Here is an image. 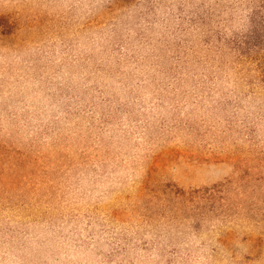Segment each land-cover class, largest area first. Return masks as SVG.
I'll return each instance as SVG.
<instances>
[{"label": "rangeland", "instance_id": "rangeland-1", "mask_svg": "<svg viewBox=\"0 0 264 264\" xmlns=\"http://www.w3.org/2000/svg\"><path fill=\"white\" fill-rule=\"evenodd\" d=\"M0 264H264V0H0Z\"/></svg>", "mask_w": 264, "mask_h": 264}]
</instances>
